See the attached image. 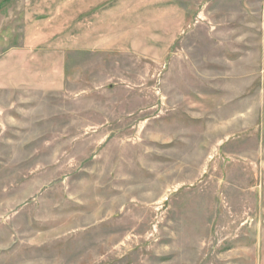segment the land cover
<instances>
[{
	"label": "rangeland",
	"instance_id": "1",
	"mask_svg": "<svg viewBox=\"0 0 264 264\" xmlns=\"http://www.w3.org/2000/svg\"><path fill=\"white\" fill-rule=\"evenodd\" d=\"M1 2L0 56L68 21ZM74 8L87 42L0 87V264H264V0Z\"/></svg>",
	"mask_w": 264,
	"mask_h": 264
},
{
	"label": "crops",
	"instance_id": "2",
	"mask_svg": "<svg viewBox=\"0 0 264 264\" xmlns=\"http://www.w3.org/2000/svg\"><path fill=\"white\" fill-rule=\"evenodd\" d=\"M106 1L109 0H25L26 3H33L32 7L34 8L40 6L43 2L48 7L60 8L59 12L67 15L68 21L63 24L52 20L39 21L38 9L28 11L25 36L21 46L19 44L13 45L0 56V72H5L3 76H0V87L34 86L35 83L38 84L40 80L38 75L41 58L42 60L48 59L47 63L52 62L54 61V55L64 53L63 49H70L79 42L81 45L87 42L80 36L72 35L73 19L71 13L75 11L73 7L78 4L81 7L79 13H84L96 9ZM0 6H2V2ZM55 13L56 11L53 10L52 14ZM44 46L52 50L51 53L47 54L48 56L41 54L46 49ZM21 55L23 60L19 61V56ZM4 76H6V80L2 81V77ZM51 83L56 85V80Z\"/></svg>",
	"mask_w": 264,
	"mask_h": 264
}]
</instances>
